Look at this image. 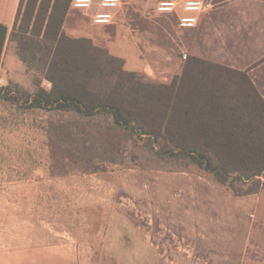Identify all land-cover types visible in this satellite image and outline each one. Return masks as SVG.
<instances>
[{"label":"rangeland","instance_id":"1","mask_svg":"<svg viewBox=\"0 0 264 264\" xmlns=\"http://www.w3.org/2000/svg\"><path fill=\"white\" fill-rule=\"evenodd\" d=\"M160 1L122 0L109 26L93 24L91 10L71 7L64 28L116 59L106 61L95 95L161 122L126 87L178 85L187 64L183 28L174 13H157ZM2 58L0 79L8 86L0 87V264H245L261 245L254 214L258 222L264 212V176L221 181L187 157H162L147 135L110 132L106 117L76 122L29 107L28 97L52 83L38 63L19 59L15 41Z\"/></svg>","mask_w":264,"mask_h":264},{"label":"trees","instance_id":"2","mask_svg":"<svg viewBox=\"0 0 264 264\" xmlns=\"http://www.w3.org/2000/svg\"><path fill=\"white\" fill-rule=\"evenodd\" d=\"M71 2L20 0L10 39L17 42L20 59L26 64L38 63L44 78L52 83L50 92L40 87L28 97L29 107L56 111L76 122L106 117L110 132L147 135L159 143L162 157H187L221 181L232 174L235 180L264 176V97L246 71L194 57L177 78L178 85L177 81L171 85L141 82L140 91L127 85L135 92L134 98L145 105L144 110L163 119L150 120L151 115L146 114L132 116V108L122 106L115 98L95 95L94 87L101 83L106 61L116 59L90 38L66 33L64 24ZM8 36L9 27L0 22V67ZM203 67L211 68L210 72ZM222 69L239 78L230 79ZM227 86H236V92H218ZM242 86L247 87L246 93ZM4 97L15 99L9 93ZM184 114L197 118L183 120ZM204 115L217 120L198 119ZM68 130L75 134L67 125L60 126L61 132ZM161 137L171 143L164 144ZM85 163L84 167L92 169L94 162ZM261 183L264 186V181Z\"/></svg>","mask_w":264,"mask_h":264},{"label":"crops","instance_id":"3","mask_svg":"<svg viewBox=\"0 0 264 264\" xmlns=\"http://www.w3.org/2000/svg\"><path fill=\"white\" fill-rule=\"evenodd\" d=\"M208 1L212 7L197 14V26L182 30L180 39L187 51V62L197 57L246 71L264 97V0ZM97 2L91 8V17L99 11ZM19 5L20 0H0V22L9 27L6 45L9 41L13 42L10 35ZM180 14L193 13L181 11ZM17 59L15 56L14 60ZM261 198L258 200L261 201ZM254 216L256 235L262 243L248 253L245 264H264V212L258 222V215L255 213Z\"/></svg>","mask_w":264,"mask_h":264},{"label":"clouds","instance_id":"4","mask_svg":"<svg viewBox=\"0 0 264 264\" xmlns=\"http://www.w3.org/2000/svg\"><path fill=\"white\" fill-rule=\"evenodd\" d=\"M93 0H72L71 7L80 10L87 15V11L91 8ZM121 6V0H100L97 5L99 11L92 17V23L95 25L109 26L113 22V16L110 13L103 11L104 9H116ZM177 7V0H170V2L161 3L157 8V13H171ZM203 7V0H186L184 4V12L199 13ZM211 5H209V8ZM198 18L195 16H184L181 19V27H196ZM7 79H0V87H7ZM51 85L48 86L46 91L50 92Z\"/></svg>","mask_w":264,"mask_h":264},{"label":"built area","instance_id":"5","mask_svg":"<svg viewBox=\"0 0 264 264\" xmlns=\"http://www.w3.org/2000/svg\"><path fill=\"white\" fill-rule=\"evenodd\" d=\"M97 1H98V2H97ZM96 2L99 4V3H100V0H93V4H92L91 8L93 7V5H94ZM164 2H170V0H162V1L159 2L158 6H159L161 3H164ZM185 2H186V0H177V7L173 10V12H171V13H174V14L177 15V17H178V23H179V26H180V27H181V19H182L184 16H186V15H182V14H180L181 11H184L183 9H184V4H185ZM121 3H122V0H121ZM209 5H211V7H212V3H211L210 1H208V0H203V7H202V10H201L199 13L204 12V11L210 9L211 7L209 8ZM158 6H157V8H158ZM91 8H90L89 10H91ZM118 8H119V7H118ZM118 8H116V9H104L103 11H105V12H107V13H110V14L113 16V21H114V19H115V15H116V11H117ZM89 10H88V11H89ZM97 12H98V11H97ZM97 12H95V13L92 15V17H93L94 15H96ZM191 13H193V14H192V15H187V16H195V17L198 18V16H197L198 13H196V12H191ZM198 21H199V19H198ZM197 24H198V23H197ZM182 28H191V27H182ZM187 57H188V55H187V53L185 52V53H184V58H187Z\"/></svg>","mask_w":264,"mask_h":264}]
</instances>
